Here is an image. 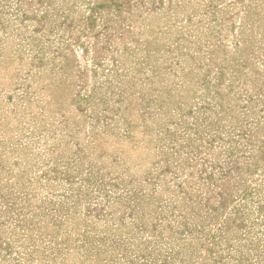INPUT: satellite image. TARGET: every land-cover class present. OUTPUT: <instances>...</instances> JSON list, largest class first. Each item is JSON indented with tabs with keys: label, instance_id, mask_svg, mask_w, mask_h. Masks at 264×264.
Wrapping results in <instances>:
<instances>
[{
	"label": "rangeland",
	"instance_id": "obj_1",
	"mask_svg": "<svg viewBox=\"0 0 264 264\" xmlns=\"http://www.w3.org/2000/svg\"><path fill=\"white\" fill-rule=\"evenodd\" d=\"M0 264H264V0H0Z\"/></svg>",
	"mask_w": 264,
	"mask_h": 264
}]
</instances>
